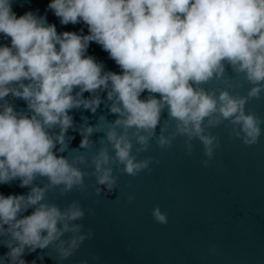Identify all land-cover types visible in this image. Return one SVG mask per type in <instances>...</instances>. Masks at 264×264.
Listing matches in <instances>:
<instances>
[{"label": "clouds", "instance_id": "clouds-1", "mask_svg": "<svg viewBox=\"0 0 264 264\" xmlns=\"http://www.w3.org/2000/svg\"><path fill=\"white\" fill-rule=\"evenodd\" d=\"M14 3L0 0V37L9 41L0 45V185L19 180L30 191L26 196L0 194V235L16 241L15 246L5 242L9 251L0 264L5 259L7 264H28L26 249L43 250L57 241L59 259L67 260L94 235L61 239L80 231V225L70 226L69 221L83 218L84 211L76 203L65 210L45 203L47 186H32L38 176L65 191L83 185L84 173L57 155L56 145H64L73 126L70 110L95 112L101 103L99 96L85 99V92L103 90L113 101L110 112L118 118L106 139L130 176L147 169L149 160L138 162L131 155L128 130H136L137 142L146 150L165 110L175 121L176 134L189 142L198 138L209 158L215 137L204 134L205 122L213 126L220 118L230 119L240 125L246 145L257 143L264 121L244 109L248 99H259L264 91V0H49L47 8L62 25L82 23L86 35L82 30L57 32L46 15L38 10L18 14ZM90 42L100 45L120 72H105L103 63L87 54ZM226 66L253 85L247 97L227 90L217 95L202 87L221 78ZM144 93L148 95L141 98ZM8 96L23 99L30 115L18 112L6 101ZM57 126L54 139L50 130ZM84 131L80 148L88 147L93 128ZM157 142L162 148L171 145L163 135ZM79 160L84 162L82 156ZM109 162L107 149L93 157L97 183L112 192L116 178ZM29 208L31 214L22 215ZM152 215L156 223H168L159 207Z\"/></svg>", "mask_w": 264, "mask_h": 264}, {"label": "water", "instance_id": "water-1", "mask_svg": "<svg viewBox=\"0 0 264 264\" xmlns=\"http://www.w3.org/2000/svg\"><path fill=\"white\" fill-rule=\"evenodd\" d=\"M48 3L49 0H15L14 10L18 14L38 10L39 15H46L48 23L56 25L57 32L82 30V34H88L82 23L62 25L47 8ZM8 43L0 37V45ZM87 54L102 62L105 72H120L95 42H90ZM202 87L217 95L227 90L233 96L247 97L253 85L242 73L226 66L221 78H213ZM94 95L101 99L96 111L83 107L70 110L73 126L64 137V145L59 142L56 145V154L66 157L84 173L83 185L65 191L63 185L50 186L48 179L40 176L32 185L47 186L45 203L55 204L61 210L76 203L84 211L83 218L69 221L70 226L80 225V231L67 232L61 239L68 241L73 235L90 232L94 235L67 260L58 257V241L43 250L26 249L23 259L28 264H80L82 260L88 264H264V122L259 125L261 134L257 143L252 145L243 142L245 134L240 125L230 119L220 118L213 126L205 122L204 134L215 137L213 155L209 158L198 138L189 142L187 136L176 134L175 121L165 110L146 150H141L136 130H128L131 155L138 162L149 160L147 169L130 176L123 172L124 165L115 159L112 145L106 139L107 131L118 118L110 112L113 101L107 99L103 90L85 92L83 97L91 99ZM147 95L144 93L141 98ZM6 101L18 112L30 115L23 99L8 96ZM244 110L245 114H254L264 121V91L259 99H248ZM88 127L93 128L88 136L89 145L80 148L82 134H87L84 130ZM116 130L121 132L119 127ZM50 131L55 139L60 128ZM161 135L171 139L170 146L158 145ZM63 146L66 150L60 152ZM101 149H107L110 156L107 167L113 169L116 178L112 192L99 185L94 174L93 157ZM81 156L83 163L79 160ZM204 161H208L207 166ZM19 185V180L0 185V194L26 196L30 187ZM97 188L101 189L99 194ZM156 207L167 213L166 225L155 222L152 212ZM31 212L29 208L22 215ZM7 241L16 245L10 235H0V257L9 251L4 246Z\"/></svg>", "mask_w": 264, "mask_h": 264}]
</instances>
